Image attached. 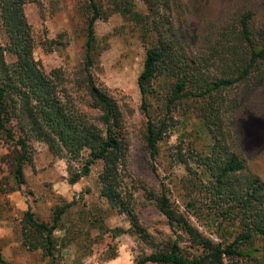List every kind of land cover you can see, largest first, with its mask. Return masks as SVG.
Wrapping results in <instances>:
<instances>
[{
  "label": "trees",
  "instance_id": "1",
  "mask_svg": "<svg viewBox=\"0 0 264 264\" xmlns=\"http://www.w3.org/2000/svg\"><path fill=\"white\" fill-rule=\"evenodd\" d=\"M28 1L0 0V142L21 147L15 182H25L26 137L30 135L46 142L57 155L65 151L76 159L87 152L81 169L69 165L70 183L88 175L91 165L102 160V196L112 208L131 213L121 191L129 150L122 109L89 70L83 83L92 106L99 110L98 121L87 118L67 100L58 70L45 72L34 57L35 38L24 10ZM184 5V0H84L82 5L87 16L86 68L95 63L97 20L120 13L140 30L146 57L138 83L147 118L145 141L151 156L160 154L161 143L174 125L175 112L184 104L189 112L186 120L197 119L210 139L204 150H198V169L190 180L193 193L187 206L194 209L197 221L222 241L206 235L193 217L176 209L163 193L157 198V207L172 228L185 232L203 253L183 255L175 241L169 249L143 254L137 264H264V182L234 149L238 145L235 132L226 126V114L237 108L228 101V95L234 89L243 91L247 82H264V41L256 38L255 15L248 10L231 18L228 26L219 27L221 31L212 37L208 54L200 58L182 45L174 20V10L184 9ZM8 54L15 59L8 60ZM160 76L169 83L162 98L164 115L156 116L151 107L156 93L154 82ZM15 121L25 138H17ZM181 157L178 160L191 173L187 158ZM202 196L204 203H200ZM70 205L60 207L52 223L41 221L31 207L25 211L23 230L30 249H42L45 256L54 254V232ZM133 217L130 231L143 233L137 217Z\"/></svg>",
  "mask_w": 264,
  "mask_h": 264
},
{
  "label": "rangeland",
  "instance_id": "2",
  "mask_svg": "<svg viewBox=\"0 0 264 264\" xmlns=\"http://www.w3.org/2000/svg\"><path fill=\"white\" fill-rule=\"evenodd\" d=\"M84 0H31L25 4V15L35 38L34 57L42 69L58 70L63 94L86 117L98 121L99 110L92 106L83 79L89 70L96 83L119 104L124 116L129 150L122 171L121 189L128 210L112 208L101 194L100 174L103 161L91 165V171L76 183L69 182V165L83 167L87 152L72 159L65 151L55 154L42 140L26 137L29 144L24 164L25 182L17 185L14 173L21 147L0 142V264H137L143 254L169 249L177 241L183 255L203 253L189 236L173 229L168 218L157 207L163 193L173 206L214 241L222 239L194 217L187 206L192 199L191 178L198 169V150H204L210 139L197 119L189 118L187 104L175 112L174 125L161 143V152L152 157L146 145L147 118L142 108L138 78L146 57V46L140 30L120 13L97 20L95 63L86 68L85 43L87 16ZM184 9L174 10L182 45L198 57L208 54L221 26L242 12H254V33L264 41V0H184ZM184 10V11H183ZM228 22V23H227ZM227 25V26H228ZM8 60L15 57L7 55ZM218 72V71H217ZM168 79L158 77L152 112L164 115L163 95ZM242 90L234 89L228 101L237 108L226 114L249 169L264 182V82L250 81ZM17 138H25L15 121ZM181 150L182 152H178ZM181 156L193 171L180 163ZM179 158V160H178ZM200 197V203L205 202ZM71 203L54 232L56 246L52 256L42 249H30L23 225L25 211L31 207L41 221L52 223L56 211ZM132 214V215H131ZM136 216L143 233L132 232ZM157 264V263H147Z\"/></svg>",
  "mask_w": 264,
  "mask_h": 264
}]
</instances>
